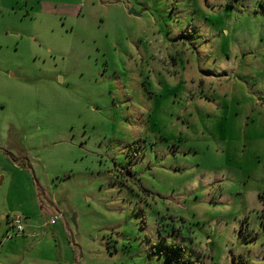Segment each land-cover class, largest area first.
I'll list each match as a JSON object with an SVG mask.
<instances>
[{
  "label": "rangeland",
  "instance_id": "374dc122",
  "mask_svg": "<svg viewBox=\"0 0 264 264\" xmlns=\"http://www.w3.org/2000/svg\"><path fill=\"white\" fill-rule=\"evenodd\" d=\"M11 257L264 264V0H0Z\"/></svg>",
  "mask_w": 264,
  "mask_h": 264
},
{
  "label": "built area",
  "instance_id": "2783aa9c",
  "mask_svg": "<svg viewBox=\"0 0 264 264\" xmlns=\"http://www.w3.org/2000/svg\"><path fill=\"white\" fill-rule=\"evenodd\" d=\"M56 220L64 219V216L62 214H58V216L55 217ZM25 234V224L23 222V219L18 216H12L11 217V228L8 230V232L5 234V239L11 240L15 237H20Z\"/></svg>",
  "mask_w": 264,
  "mask_h": 264
},
{
  "label": "crops",
  "instance_id": "0c3cea01",
  "mask_svg": "<svg viewBox=\"0 0 264 264\" xmlns=\"http://www.w3.org/2000/svg\"><path fill=\"white\" fill-rule=\"evenodd\" d=\"M12 217V216H11ZM11 217H9L8 218V228H7V231H6V233L8 232V230L11 228ZM59 220H63V219H59ZM4 239H5V237H4ZM15 239V238H14ZM13 239H11V240H7L6 239V241H12ZM71 247H74V245L73 244H71ZM8 255V254H7ZM24 256L25 255H23V258H24ZM4 259V258H3ZM23 259H22V261L20 262V261H14V260H12V257L10 258V259H8V260H6V261H4V262H2V263H0V264H23Z\"/></svg>",
  "mask_w": 264,
  "mask_h": 264
},
{
  "label": "water",
  "instance_id": "95a60500",
  "mask_svg": "<svg viewBox=\"0 0 264 264\" xmlns=\"http://www.w3.org/2000/svg\"><path fill=\"white\" fill-rule=\"evenodd\" d=\"M134 13V11L132 10L131 12H130V14H133Z\"/></svg>",
  "mask_w": 264,
  "mask_h": 264
}]
</instances>
